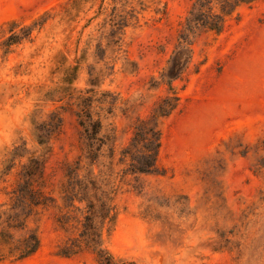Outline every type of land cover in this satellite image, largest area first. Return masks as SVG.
I'll use <instances>...</instances> for the list:
<instances>
[{
    "label": "rangeland",
    "instance_id": "obj_1",
    "mask_svg": "<svg viewBox=\"0 0 264 264\" xmlns=\"http://www.w3.org/2000/svg\"><path fill=\"white\" fill-rule=\"evenodd\" d=\"M66 1L0 0V230L15 241L34 230L40 240L32 255L0 264H97L82 243L61 254L80 244L87 208L76 199L98 203L88 180L113 208L112 221H95L120 264H264V0L241 6L219 33L196 28L183 46L179 30L193 0H133L144 9L138 21L119 45L102 38L98 49L99 19L77 44L95 8L65 25ZM14 32L18 43L5 52ZM81 57L69 97L57 87ZM92 87L101 128L91 140L75 112ZM172 92L175 108L153 117ZM138 120L160 131L153 172L134 168L144 152L141 140L130 145ZM126 147L138 150L124 157ZM32 191L48 205H30Z\"/></svg>",
    "mask_w": 264,
    "mask_h": 264
},
{
    "label": "trees",
    "instance_id": "obj_2",
    "mask_svg": "<svg viewBox=\"0 0 264 264\" xmlns=\"http://www.w3.org/2000/svg\"><path fill=\"white\" fill-rule=\"evenodd\" d=\"M133 0H67L62 6V11L60 13L59 22L65 25H69L72 22H79V17L81 13L87 14L93 8V15L86 19V22L82 25L81 30L79 31V37L77 44L79 45L80 38L86 28L90 26L93 20L99 19L96 23L97 28L95 29L100 33L99 41L96 43V49L101 47L102 38H107V45L111 43L112 45H119L121 42L122 35L126 27L132 24L134 21H138L139 10H144L141 6L139 10L134 7L132 4ZM155 2L154 0H150ZM257 0H193L190 8L187 11L182 29L179 30V43L181 46L184 43L190 44L188 42L189 35L194 33V30L198 27L204 28L206 30L214 31L219 33L223 30L227 18L235 15L238 17V9L243 5H252ZM89 4L85 8L86 4ZM141 4V2H139ZM156 12L159 10L155 9ZM47 12H44L46 14ZM46 22V19L41 21L34 20L30 25L26 26L25 35H30L34 26H43ZM134 22V23H135ZM33 26V28H32ZM74 30V26L70 28V32ZM94 38L92 33L87 34V39L85 41V47L82 49V52H87L90 48L91 41ZM15 43H18L17 33H10L3 42L2 47L5 49V52ZM78 45L75 49V53L78 51ZM81 58H74V65H68L63 70V76L61 78V85L57 87V90L63 89V91H68L69 97H71L72 92L70 88L73 81L76 78L78 71L79 63ZM57 63L65 64L67 62V56L60 54V57L56 59ZM96 79V78H94ZM94 85V82H92ZM63 84H67L66 86ZM169 89L173 90L171 83L169 82ZM85 93L86 96H82L78 104L79 108L75 112V115L78 118V124L83 128V131L86 133L87 139H95V134L99 132L101 128V122L99 119L93 120L92 118V94L95 93L94 88H88ZM178 99L177 95L172 92V96L169 97L167 107L158 106L156 113L153 114V117L164 116L171 112L175 108L176 100ZM173 100V102H172ZM90 132H89V126ZM141 140V147L144 149L143 160L141 163L134 167L136 171L143 172H153L156 170V159L157 153L160 146V131L157 127L156 122H147L145 120H138L134 125L133 136L130 141L131 147H136L135 145ZM91 146V145H90ZM129 147L125 148L122 151V155L133 156V154L138 150L134 149L129 151ZM94 155L90 153L88 158L93 159ZM134 164V163H132ZM92 188L96 191H100V197H98L97 204L92 201L85 199L83 197L77 198L79 202L86 203V213L83 216L81 221L80 229V244L73 245L71 247H65L61 250V254L69 256L76 253V249L81 248V243L83 248L89 250L94 254L97 264H120L116 259L104 248L101 239V229L97 226L95 219H98L102 224L106 221L110 222L114 219L113 208L109 205L108 198L106 197L103 190L96 185L95 181L88 180ZM83 184V182H79ZM85 183V182H84ZM86 184V183H85ZM28 202L33 206H45L48 205V199L41 194L39 191H32L29 193ZM14 228H20L18 225H13ZM40 246V240L36 231L31 230L27 236L19 240H14L12 235L6 233L5 231L0 230V262L7 258H12L14 260H21L26 258L37 251Z\"/></svg>",
    "mask_w": 264,
    "mask_h": 264
}]
</instances>
